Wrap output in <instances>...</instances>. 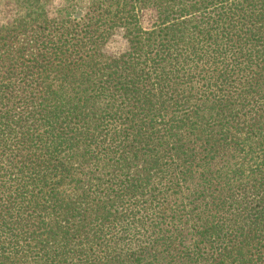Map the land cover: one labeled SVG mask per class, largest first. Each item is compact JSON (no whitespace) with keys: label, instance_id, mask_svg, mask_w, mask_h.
I'll return each mask as SVG.
<instances>
[{"label":"trees","instance_id":"16d2710c","mask_svg":"<svg viewBox=\"0 0 264 264\" xmlns=\"http://www.w3.org/2000/svg\"><path fill=\"white\" fill-rule=\"evenodd\" d=\"M62 1L0 0V264H264V0Z\"/></svg>","mask_w":264,"mask_h":264},{"label":"rangeland","instance_id":"374dc122","mask_svg":"<svg viewBox=\"0 0 264 264\" xmlns=\"http://www.w3.org/2000/svg\"><path fill=\"white\" fill-rule=\"evenodd\" d=\"M61 5H63L62 0H54V3L52 5L53 11H55ZM15 7L16 6L12 3H8L5 6L0 5V26L5 23L7 18L10 17V14L15 10ZM126 45L127 44L125 43L124 39L118 34L110 39L109 43L106 46V51L110 54H116L125 49Z\"/></svg>","mask_w":264,"mask_h":264}]
</instances>
